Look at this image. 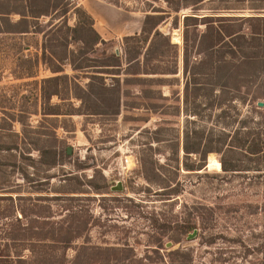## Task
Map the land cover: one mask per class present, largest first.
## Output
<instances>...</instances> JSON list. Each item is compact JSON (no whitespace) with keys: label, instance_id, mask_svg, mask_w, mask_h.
<instances>
[{"label":"rangeland","instance_id":"rangeland-1","mask_svg":"<svg viewBox=\"0 0 264 264\" xmlns=\"http://www.w3.org/2000/svg\"><path fill=\"white\" fill-rule=\"evenodd\" d=\"M68 1L91 15L89 4L109 8L94 26L105 43L89 53L104 64L98 73L101 92L88 102L95 113L63 91L43 97L44 88L54 87L42 81L53 75L48 64L56 60L42 59V34L0 35L4 263L35 264L45 249L54 264H165L185 258L191 264H263L264 18L245 17H264V0H203L186 33L182 16L192 11L171 12L160 30L176 47H164L162 65L177 73L139 75L136 83L126 60L130 40L124 37L130 30L115 7L141 22L147 3L168 10L166 3ZM175 15L178 28L170 23ZM204 15L212 17L203 20ZM66 18L75 23L73 10ZM67 36L65 27L53 36L58 56L65 46L74 48ZM184 50L189 66L206 53L211 61L196 68L201 89L189 95ZM110 55L118 56L121 66L109 65ZM217 59L225 67L211 71ZM56 64L70 77L78 73L67 60ZM110 104L116 111L106 109ZM183 146L210 151L204 157L186 154ZM117 182L121 190H112ZM193 230L196 236L187 238Z\"/></svg>","mask_w":264,"mask_h":264},{"label":"trees","instance_id":"trees-1","mask_svg":"<svg viewBox=\"0 0 264 264\" xmlns=\"http://www.w3.org/2000/svg\"><path fill=\"white\" fill-rule=\"evenodd\" d=\"M156 1V0H152ZM166 3L168 10H163L159 7H154L152 3H147V8L144 10V16L141 21L140 31L138 33L131 34L124 37V41L130 40V53L126 50V60L128 65H130V81L136 83L140 81L139 75H163V74H176L177 68H164V47H176L175 43L171 42V37L169 33L160 30V26L166 23L171 17V12L178 13L181 9H190L192 12L184 14L182 16V24L184 27V33L191 21H196L198 13H196V7L203 0H160ZM229 8L225 7L224 9ZM70 10H73L75 15V23L69 25L67 22L66 15ZM167 11V12H165ZM16 15V17H13ZM212 16L204 15L200 18L206 20ZM41 18H44L41 20ZM245 18H264L248 16ZM40 19V20H39ZM179 17L177 15L173 16L170 21L172 28H178ZM206 23V22H203ZM196 25V22L193 23ZM207 26V24H206ZM65 27L68 32V36L65 38L69 41L66 42L67 45L73 44L74 48L71 50H66L63 56H58V54L52 48L53 36L58 30ZM42 34L44 41L42 44V59L45 63L48 60H56V62L67 63L74 72H78L73 76H68V74L63 73V69L59 64H48L49 71L53 74L52 76L43 79V83H54V87L50 90L45 88L42 90L41 94L44 98H51L53 96L59 97L65 93L69 98H75L80 101L82 107H86V111H92L95 113V105H90L88 102L90 100L96 101L98 99V94L101 92L102 87L100 86V75L98 73L101 69L100 65L102 63L100 58H95L89 53H94L99 49L98 44H104L105 40L100 36V34L94 28V19L90 13H88L84 7L81 5H71L68 0H0V35H10V36H25L27 34ZM236 32H233L235 34ZM57 41V39H56ZM216 45V44H214ZM214 45L212 47H214ZM130 55V56H129ZM93 57V58H92ZM107 59L111 60L109 65L121 66L120 59L118 56L110 55ZM209 54L206 53L203 59H200L197 64L189 66L187 60V55L184 50L183 54V73L185 74V84L184 92L186 95L191 93H196L200 91L201 85L198 83V76L200 72L196 71V68H204L209 63ZM211 71H219L225 67V61L217 59L213 62ZM210 71V72H211ZM214 73V72H211ZM203 75V74H202ZM82 79H86L85 82H81ZM150 81H154L157 84L164 83L167 81L166 78H148ZM225 86V85H224ZM63 89V90H62ZM223 89V88H222ZM232 89V88H231ZM111 89H108L109 91ZM120 95V94H119ZM120 97V96H119ZM117 99L118 96H117ZM116 106L110 104L106 107L107 110L114 111ZM116 111V110H115ZM184 152H194L204 155L210 150H199L198 148L194 150H188L183 146ZM52 155L56 156V149H50ZM141 166L145 172V163L141 161ZM221 166L223 170H228L226 164L221 161ZM147 175V174H146ZM144 174V177L149 181V177ZM151 181V180H150ZM90 189L94 192H98V186L90 182ZM163 187V186H162ZM59 231L63 233L66 231L64 228H59ZM171 241H177L173 238ZM41 247H46L47 244L40 245ZM67 247L65 244L61 245V248ZM39 257L34 260L35 264H54L45 249L42 250ZM174 254H178L175 250ZM2 254H0V264H5ZM171 263L165 264H191L189 259H172ZM23 262V261H22ZM56 264H62L61 260H57ZM264 264V258H263Z\"/></svg>","mask_w":264,"mask_h":264},{"label":"crops","instance_id":"crops-1","mask_svg":"<svg viewBox=\"0 0 264 264\" xmlns=\"http://www.w3.org/2000/svg\"><path fill=\"white\" fill-rule=\"evenodd\" d=\"M91 10H92V17L94 19V26L95 25H101V20L104 19L105 15L104 12L105 10H109L108 7H104V6H92L91 4H89ZM129 12L126 11H121L118 8L115 7V13L118 18H120L122 20V22H126V25L128 27V30H130V34H134V33H138L140 31V26H141V22L135 20L134 16H131L133 14H131L132 12H130V16L127 18L126 15H128ZM100 20V21H99ZM108 23H111V21H106ZM100 28L102 29L103 27L100 26ZM103 30V29H102ZM107 31V30H106Z\"/></svg>","mask_w":264,"mask_h":264},{"label":"water","instance_id":"water-1","mask_svg":"<svg viewBox=\"0 0 264 264\" xmlns=\"http://www.w3.org/2000/svg\"><path fill=\"white\" fill-rule=\"evenodd\" d=\"M66 152L69 154L71 152V148L70 147H67L66 148ZM121 188H122L121 182H117V184L115 186H112L111 187L112 190H121ZM195 236H196V230H193L192 233H190V234L187 235V238H190L191 239V238H194ZM169 245H170V242H168L166 244V246H169Z\"/></svg>","mask_w":264,"mask_h":264}]
</instances>
